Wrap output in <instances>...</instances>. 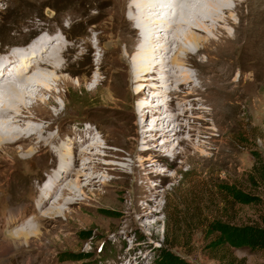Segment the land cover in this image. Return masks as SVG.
<instances>
[{
  "label": "rangeland",
  "instance_id": "obj_1",
  "mask_svg": "<svg viewBox=\"0 0 264 264\" xmlns=\"http://www.w3.org/2000/svg\"><path fill=\"white\" fill-rule=\"evenodd\" d=\"M111 4L110 0H0V57L3 59L25 49L42 32L58 33L62 29L69 37L67 49L59 56L67 66L57 75L68 79V86H59L50 79L57 106L49 103L33 111L50 114L53 132L60 127L63 136L69 135L78 143L73 142L72 146H82V137L89 140L77 152L91 151L89 145L97 141L128 158L125 161L103 158L89 163L88 173L96 168V173H103L105 178L97 182L98 186L91 187L95 192L89 194L88 210L73 206L67 221L64 215L50 216L46 212L61 195L63 185L49 193L40 212L34 204L40 186L57 170L56 161L44 154V150L32 160L20 159V152H3L0 156V243L7 242L8 235L30 223L29 227L36 226L38 235L31 237V243L22 241L5 254L0 251V264H155L157 249L170 243L174 244L171 247L175 252L194 264H220L207 247L208 221L219 218L241 224L263 220L264 66L261 73H256L263 85L258 101L253 97L246 116L222 136L224 157L219 156L212 162H186L188 153L194 151L188 148L177 159L165 156L153 174L147 175L141 160L149 156L138 154L135 139L143 133L144 142L162 147L166 138L156 135L153 121L143 127L138 125L140 100L135 98L136 91L143 89L147 100L141 103H146L155 88L152 82L140 83L138 88L131 84L129 52L120 41L123 36H114L111 28L116 25L107 23ZM251 7L249 1L243 9ZM133 34L128 32L126 37L134 42L136 35ZM45 37L51 43L59 40V36ZM177 89L170 97L165 95L161 99L181 113L182 108L199 97L190 90ZM49 97V93L43 95L46 100ZM29 101L36 102L34 98ZM93 136L96 139H90ZM153 160L144 165L149 167ZM86 161L89 162L88 159L83 162ZM133 161L135 167L131 166ZM104 162L124 166L123 177L107 170ZM99 179L100 176L96 180ZM104 181L110 184L104 185ZM223 183H235L255 194L259 197L258 203L246 205L232 200L222 190ZM140 208L151 216L141 220ZM234 253L239 258L237 264H264L263 252L241 247L234 248ZM79 256L85 257L77 259Z\"/></svg>",
  "mask_w": 264,
  "mask_h": 264
},
{
  "label": "bare ground",
  "instance_id": "obj_2",
  "mask_svg": "<svg viewBox=\"0 0 264 264\" xmlns=\"http://www.w3.org/2000/svg\"><path fill=\"white\" fill-rule=\"evenodd\" d=\"M249 1L252 7L245 11L243 7ZM110 2L112 10L107 23L116 25V28H111L114 36H123L120 41L129 52L131 84L138 88L140 83L152 82L155 88L151 100L146 103H141L147 100L143 89L136 91L135 98L140 100L137 108L140 118L138 125L143 127L148 121H153L156 135L161 134L166 138L162 147L144 142L143 133L135 139L138 154L149 156L141 160L146 174H153L155 167L164 162L165 156L177 159L188 148L194 151L188 153L186 162H212L219 156L224 157L222 136L246 116L250 101L253 97L258 101L262 90V80L257 78L256 73H261L264 66V0ZM128 32L136 35L134 42L126 37ZM49 40L41 35L25 49L12 53L16 55L5 59L0 57V83L8 67L23 63L18 66L16 73V81H22L21 86L16 81L0 86V156L8 150L20 152L19 157L24 160L34 159L43 150L44 154H49L56 161L57 170L48 175L47 182L40 186L35 208L40 212L41 205L47 203L45 200L49 193H54L63 185L61 195L46 212L50 216L64 215L69 221L73 206L80 205V209L88 210L89 194L95 192L91 187L98 186L101 178H105L103 173H96V168L88 173L91 168L89 163L103 158L124 161L128 158L97 141L89 145L91 151L82 149L77 152L80 145L77 146L73 137L63 136L60 127L57 132H53V120L48 119L50 114L40 115L41 112L33 111L49 103L57 106L54 97L56 91L51 87L50 79L59 86H68L69 82L64 76H57L67 66L59 56L69 44L64 47L60 40L56 43ZM179 87L199 97L191 101V106L187 104V107L182 108L181 113L163 100L165 95L170 97ZM46 93L50 94L47 100L43 98ZM30 98L36 102L29 103ZM80 139V147L89 143L86 138ZM71 143H77L76 147ZM151 158L154 159L153 163L149 167L145 166L144 163ZM86 159L89 162H83ZM103 164L115 174L122 175L126 171L121 164ZM131 166L135 167V161ZM108 184L110 182L104 181V185ZM66 195L69 197L66 198ZM61 202L62 206L59 205ZM140 209L141 220L151 216ZM31 224L8 235L7 242L0 243L1 253L5 254L19 246L22 241L31 243V237L38 235L36 226L29 227Z\"/></svg>",
  "mask_w": 264,
  "mask_h": 264
},
{
  "label": "trees",
  "instance_id": "obj_3",
  "mask_svg": "<svg viewBox=\"0 0 264 264\" xmlns=\"http://www.w3.org/2000/svg\"><path fill=\"white\" fill-rule=\"evenodd\" d=\"M255 157L260 158L258 152ZM222 190L236 202L250 205L256 204L259 197L243 189L235 183L221 184ZM209 242L207 247L213 252L220 264H237L238 256L234 248L247 247L252 251L264 253V216L262 222L233 223L219 218H213L207 223ZM170 243L157 249L155 264H194L175 252ZM176 245V244H175ZM79 256L77 259H83ZM75 259V258H73Z\"/></svg>",
  "mask_w": 264,
  "mask_h": 264
}]
</instances>
